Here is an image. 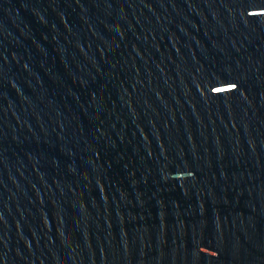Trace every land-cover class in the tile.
<instances>
[{
    "label": "water",
    "instance_id": "obj_1",
    "mask_svg": "<svg viewBox=\"0 0 264 264\" xmlns=\"http://www.w3.org/2000/svg\"><path fill=\"white\" fill-rule=\"evenodd\" d=\"M0 264H264V0H0Z\"/></svg>",
    "mask_w": 264,
    "mask_h": 264
}]
</instances>
